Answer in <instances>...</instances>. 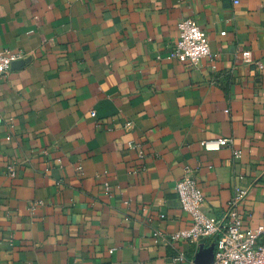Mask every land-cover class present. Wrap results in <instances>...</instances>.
Returning <instances> with one entry per match:
<instances>
[{"label": "crops", "instance_id": "obj_1", "mask_svg": "<svg viewBox=\"0 0 264 264\" xmlns=\"http://www.w3.org/2000/svg\"><path fill=\"white\" fill-rule=\"evenodd\" d=\"M182 19L209 38L198 66L170 55ZM6 50L1 264L196 262L211 245L171 240L187 167L206 209L239 188L243 228L264 225V0H0Z\"/></svg>", "mask_w": 264, "mask_h": 264}, {"label": "built area", "instance_id": "obj_2", "mask_svg": "<svg viewBox=\"0 0 264 264\" xmlns=\"http://www.w3.org/2000/svg\"><path fill=\"white\" fill-rule=\"evenodd\" d=\"M178 31L179 41L170 51L172 58L190 66H198L204 58L210 56L209 38L195 20L182 19L178 24ZM18 59V54L0 51V82ZM259 68L262 69L263 65L259 64ZM92 115L96 116L95 113ZM233 143L232 139L221 138L203 141L201 145L207 151H219L225 147L233 149ZM233 153L235 158H240L239 150H233ZM140 156L143 157L142 154ZM13 168L14 166L9 167L12 175ZM78 171H82V168L78 167ZM175 190L182 210L191 218V226L172 236L171 240L184 238L193 243L214 245L215 257L212 264H264V225L254 230L243 228L240 208L248 195L247 191L236 188L225 213L217 217L205 208V198L191 168H186L184 177L177 183ZM176 260L185 261V254H178ZM188 264L196 263L188 261Z\"/></svg>", "mask_w": 264, "mask_h": 264}, {"label": "water", "instance_id": "obj_3", "mask_svg": "<svg viewBox=\"0 0 264 264\" xmlns=\"http://www.w3.org/2000/svg\"><path fill=\"white\" fill-rule=\"evenodd\" d=\"M215 257V246L211 245L209 248L201 246L199 253L196 255V264H212Z\"/></svg>", "mask_w": 264, "mask_h": 264}]
</instances>
